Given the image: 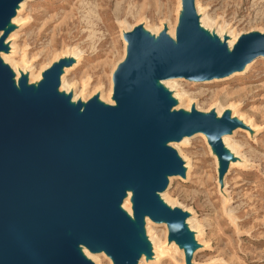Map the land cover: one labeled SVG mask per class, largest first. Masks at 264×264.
Masks as SVG:
<instances>
[{
	"label": "water",
	"instance_id": "obj_1",
	"mask_svg": "<svg viewBox=\"0 0 264 264\" xmlns=\"http://www.w3.org/2000/svg\"><path fill=\"white\" fill-rule=\"evenodd\" d=\"M20 0H0V30ZM194 0H181L176 44L125 34L126 58L113 73L115 107L89 101L77 115L55 94L52 65L35 91L0 62V264H91L72 248L103 250L113 264H136L144 247L118 203L132 192L137 223L147 216L167 223L168 241L189 254L182 213L161 207L155 192L164 176L181 173L174 152L163 146L199 131L221 149L219 138L236 123L223 115L170 113L153 80L203 81L239 70L264 56V35L240 37L232 51L199 33Z\"/></svg>",
	"mask_w": 264,
	"mask_h": 264
},
{
	"label": "rangeland",
	"instance_id": "obj_2",
	"mask_svg": "<svg viewBox=\"0 0 264 264\" xmlns=\"http://www.w3.org/2000/svg\"><path fill=\"white\" fill-rule=\"evenodd\" d=\"M179 2L29 1L22 13L27 22L15 41L18 51L14 61L27 62L28 69L37 74L60 53L72 49L81 62L65 77L67 86L73 85L74 93H78L82 91V83L88 81V95L99 89L109 98L113 69L126 54L122 34L145 25L152 31L151 36H158L162 24L170 28L176 20L179 22ZM197 3L202 10L198 14L195 8L197 18L205 19L209 31L221 44L227 45L230 34L237 40L254 33L264 35V0H197ZM172 90L185 96L184 105L189 112L210 114L234 105L258 129L251 136L238 132L230 139L239 149L243 163L226 174L222 192L208 141L193 137L181 148L191 166L190 177L185 181L173 180L166 193L178 208L194 214V223L209 246L208 250L196 253L193 262L264 264V60H254L244 75L221 82L191 83L179 78L171 84ZM150 233L165 243L164 227L153 226ZM181 262L180 253H175L174 259L166 258L161 264ZM102 264L110 262L104 259Z\"/></svg>",
	"mask_w": 264,
	"mask_h": 264
},
{
	"label": "bare ground",
	"instance_id": "obj_3",
	"mask_svg": "<svg viewBox=\"0 0 264 264\" xmlns=\"http://www.w3.org/2000/svg\"><path fill=\"white\" fill-rule=\"evenodd\" d=\"M32 0H20L11 10V16L6 22L5 26L0 30V62L2 66H6L10 72V83L12 89L19 94V83L21 80H24L26 87H31L33 91H35L38 85L43 81V73L48 70L52 65L58 64L63 61V64L59 66L58 70V85L55 88V94L62 98L67 107L75 108L78 107L77 115H79L87 102L94 101L95 104L103 106V107H115L113 100V81H111V92L109 93V98H107L105 93H102L99 89H96L94 93L88 95L87 94V85L88 81H84L82 83V91L78 93H74L73 89L75 88L73 85L67 86L65 82V77L71 71L75 70L81 62L80 56L76 54L72 49H68L60 53L51 64L38 72L37 74L33 72L32 69H28L30 65L27 62L19 61L15 62L14 59L17 57V48L15 41L18 37V32L27 22V19L22 17V13L24 12L25 5ZM197 0H194L193 7L194 10L198 11V14H202V10L197 5ZM181 0L179 2L178 13L181 15ZM202 18V17H201ZM211 26V25H210ZM178 27V22L176 20L175 26H170L168 28L165 24H162V30L158 34H164L171 44H176V30ZM197 28L199 33L208 37L211 41H219L221 40L213 34V32L209 31L208 25L205 19H198ZM134 31L138 32L140 35L145 37H151L152 43H156L158 36H151L152 31L144 26H136L132 31L124 32L125 34L133 33ZM122 34V37H124ZM231 35V34H230ZM229 35V41L226 45L227 53H230L234 47V43L237 38ZM125 49L127 47V42L124 40ZM125 52V51H124ZM126 58V54L123 56V60ZM263 59V55H259L255 59L248 62L245 66H243L239 70H232L230 73L221 76L215 77L208 80L196 81L197 83H215L225 81L234 76L244 75L253 65V61L256 59ZM117 67L113 69V73L115 72ZM88 80V79H87ZM179 78L170 77L162 80H153L152 84L157 89L161 90L165 93V99L169 103V111L170 113H179L182 116H187L190 112L189 107L184 105V97L179 92H174V90L170 91L171 84L178 81ZM191 81V83H196ZM176 86V85H175ZM174 88V87H173ZM176 89V88H175ZM90 96V97H89ZM187 100V99H186ZM213 113V119L218 121L223 115H226L229 121H233L236 123V126L227 134L221 136L219 138V142L221 144V149L216 150L208 143V148L210 153L213 155L216 161V173H217V183L219 190L224 191V179L226 174L232 170V168L240 166L243 161L241 159L240 151L237 148L236 144L230 142V139L233 138L235 134L238 132H243L245 134L250 135L255 131H258L253 122L242 115L240 111L234 105H229L228 107L218 110L216 109ZM205 115V113H201ZM251 136V135H250ZM193 137L204 138L207 141V138L204 133L196 131L189 135L183 136L179 141L176 142H167L164 143L163 146L168 147L174 152V156L177 162H179L181 167L180 174L174 175H166L164 176L165 185L160 190L155 192L156 201L159 203L161 207H166L170 210H179L183 215V221L181 224V230L184 232L187 240L189 241L192 250L189 254L186 253L185 249L180 247L175 241H168V225L167 223H156L152 221L149 217L145 216L141 220L140 223H137L133 216L132 210V192L130 190H125L123 197H121L118 203V209L124 214L126 220L133 225L137 237L141 244L144 247L145 252L140 253L139 258L136 261V264H161L164 259H174L175 253H180L182 257L181 264H195L193 262V258L196 253L203 252L209 249L207 243H205L203 239L202 230L199 227H196L194 223V214L185 209H180L176 206L175 202L170 200L169 196H167V190L173 180H188L190 177L191 166L189 161L185 158L184 154H181V148L185 147L189 140ZM244 157V156H243ZM229 214V212H228ZM161 225L166 230V241L163 244L158 238L153 236L150 233V229L153 226ZM73 250L85 261L90 262L91 264H102V260L107 259L110 264H113L112 258L107 255L103 250L98 252H91L86 247L82 245H74L72 246Z\"/></svg>",
	"mask_w": 264,
	"mask_h": 264
}]
</instances>
